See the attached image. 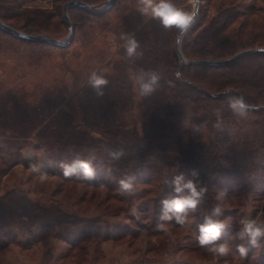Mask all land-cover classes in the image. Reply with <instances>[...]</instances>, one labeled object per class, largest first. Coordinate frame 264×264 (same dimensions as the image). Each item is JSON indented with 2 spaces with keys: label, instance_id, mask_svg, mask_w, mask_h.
<instances>
[{
  "label": "trees",
  "instance_id": "16d2710c",
  "mask_svg": "<svg viewBox=\"0 0 264 264\" xmlns=\"http://www.w3.org/2000/svg\"><path fill=\"white\" fill-rule=\"evenodd\" d=\"M242 1L245 0H207V9L199 7L198 18L185 37L192 40V45L184 41L182 47L187 64L181 68L180 80L175 78L180 64L175 52V30L166 31V37L161 39L158 37L159 31L165 30L155 21L156 25L153 23L147 30H144V26L138 32H128L138 40V51L148 56L145 61L133 60L139 57L130 60L125 56L129 62L126 68L132 72L134 70L132 76L142 70H157L162 74L161 86L152 96L140 97L137 102L133 77L126 78V94L119 92L108 97L105 91L113 88L110 86L112 82L104 88L103 96H97L95 92L86 95L85 87L77 93V104L82 113L81 124H77L76 110L68 111L63 106V99L48 108L44 105L37 108L30 120L27 117L30 125H26L27 121L24 120L18 126L11 124L0 127L10 132V140L15 141L14 144L21 142L22 147L18 148L17 154L33 145L40 152L46 150L50 162L59 165L60 177L63 178L53 196L64 191L63 200L70 204L65 207L56 202L45 205L34 201L23 191H12L0 197V226L13 223L22 229L40 225L47 230L44 232L46 236L55 235L53 232L56 230L65 232L66 239L68 235L72 237L69 238L70 249L57 264H99L101 258L97 255V242L103 237L102 225L111 218L127 216L132 210L134 197L142 200L146 195H154L163 200L171 191V187L163 183L165 176L171 179L182 174L190 178L192 169L199 170L201 182L208 187L200 207L210 212L216 203L217 190L225 189L223 177L240 172L234 158L238 153L232 145L234 139L229 126L230 120L236 117L226 105L227 97L242 95L253 106L249 114L264 112V19L255 5L244 8ZM69 2L85 3L94 8L91 11L74 7L76 9L71 8V13L77 10L91 14L97 12L95 9L101 3L100 0H53V12L49 13L48 9L19 5L16 0H0V20L3 24L25 35L46 40L22 39L1 29L0 35L12 36L38 47L48 44L67 50L74 38L65 46L50 42L60 39L53 36L49 21L54 14L63 16V7ZM107 14L105 10L97 12L96 16L104 19ZM116 36L121 39L122 35ZM121 49L125 52L123 47ZM160 51H165L166 56L164 61L157 63L155 59ZM244 51L254 52L227 65L195 64L197 61H228ZM137 61L139 63L132 66ZM169 80L174 81V86H169ZM114 88L118 90L121 87ZM217 109L226 124L224 131L213 127ZM201 124L205 128L200 133L195 132V127ZM186 135L188 141L184 139ZM16 145H12L11 150L16 149ZM120 147L125 149L127 155L118 162L112 161L108 152ZM92 149L97 154L95 180L63 176L62 162L70 163L77 154L86 158ZM13 156V153H9V158ZM37 158L38 155L34 156V164ZM24 163L27 169L31 168L29 161ZM125 171L138 175L136 186L144 185L132 196L121 195L112 180V177H118ZM34 189L35 192L38 190L37 187ZM162 189L166 190L164 194L160 193ZM39 191L43 193L45 186ZM234 192L229 193L233 195ZM248 193L249 189L244 187L241 196ZM87 212L97 215L81 216ZM157 215L153 212L144 217L148 221V229L150 227L152 231L158 229ZM114 232L118 241L130 237L125 229L120 230V235L116 233L117 229Z\"/></svg>",
  "mask_w": 264,
  "mask_h": 264
},
{
  "label": "rangeland",
  "instance_id": "374dc122",
  "mask_svg": "<svg viewBox=\"0 0 264 264\" xmlns=\"http://www.w3.org/2000/svg\"><path fill=\"white\" fill-rule=\"evenodd\" d=\"M16 1L19 5L53 12V0ZM108 1L100 0L101 3L95 10L104 12ZM206 1L199 0V7L207 9L209 6ZM174 3L179 7H191L190 0H174ZM241 5L244 8L255 5L264 19V0H245ZM70 11L68 16L75 35L67 50H60L48 44L38 47L12 36L0 35V127L11 124L18 126L24 120L27 121L26 125H30L29 120L37 108L43 105L48 108L63 99V106L68 111L76 110L77 124H81L82 113L76 95L84 87L86 95L93 94L94 91L87 85V76L92 70L107 69L105 76L109 77V82H112L110 86L113 87L105 91L108 97L111 98L110 95L119 92L126 94L124 79L134 77V70L132 72L126 68L129 62L125 60L127 58L121 49V39L116 34L134 33L135 30L138 32L144 26V30H147L153 23L156 25L155 20L143 17L136 10V0H117L115 6L107 10L108 14L104 19L98 18L97 12L91 14ZM49 23L53 36L60 39L54 41L66 42L70 31L64 17L59 13L54 14ZM165 32L160 30L158 37L165 38ZM185 37L179 47L181 52L184 41L192 45V40L189 41ZM177 49L175 44L176 54ZM165 56V51H160L155 61L162 62ZM147 58V54H143V58L139 56L133 60L145 61ZM138 63L139 61L133 62L132 66ZM120 79L122 80L119 81ZM114 86L121 88L117 90ZM133 91L138 102L140 96L134 88ZM98 103L99 101L96 104ZM229 126L234 139L232 145L238 153L234 158L240 172L226 174L222 179L223 187L228 193L235 191L233 195L229 193L223 205L224 215L221 219L229 223L230 227L224 232L222 240L229 239L241 218L256 217L258 212L264 210V112L249 114L246 120L231 119ZM185 130H188L187 125ZM10 136V132L0 129V197L12 191H23L41 204L56 202L64 207L70 205L63 200L64 191L53 196L63 178L60 177L59 165L50 162L46 150L40 152L34 149L33 145L17 154L22 144H14L15 141L10 140ZM184 139L188 141V135ZM12 145H16V149L11 150ZM9 153L14 156L9 158ZM37 155L36 164L42 165L43 170L48 173L43 182L39 173L34 172L32 168L27 169L24 165L25 161L33 164L34 156ZM43 186L44 194L39 191ZM34 187L38 189L36 192ZM143 187V184L137 185L135 192ZM244 187L249 189V193L241 196ZM165 192L166 190L162 189L160 193ZM161 201L154 195H146L142 200L134 197L132 210L127 216L111 218L102 225L103 237L97 242V255L101 258L99 264H264V241L259 247L251 248L243 258L235 251L231 240L229 243L232 245V251L227 256L215 257L207 254L196 240L198 226L209 213L206 208L201 209L202 205L195 214H189V221L184 226L169 222L164 229H155L154 232L150 227L148 229V221L144 217L153 212L159 216ZM96 215L97 213L87 212L81 216ZM4 225L0 226V264H57L70 249L69 238L72 237L68 235L66 239L65 232L56 230L53 232L55 235L46 236L44 232L47 230L40 225L22 229L13 223L8 225L9 227ZM116 229L118 235L122 229L129 231L130 237L125 241L116 240Z\"/></svg>",
  "mask_w": 264,
  "mask_h": 264
},
{
  "label": "clouds",
  "instance_id": "9594fccd",
  "mask_svg": "<svg viewBox=\"0 0 264 264\" xmlns=\"http://www.w3.org/2000/svg\"><path fill=\"white\" fill-rule=\"evenodd\" d=\"M191 7H179L174 0H136V10L143 16L155 20L165 31L175 30V44L179 48L184 37L188 34L199 14V0H190ZM122 47L126 57L132 59L142 56L138 51L140 44L132 33H125L121 36ZM107 69L92 70L87 76V85L97 96L104 95V88L109 81L105 76ZM176 80L182 78V73H175ZM162 79L161 72L157 70L140 71L133 77V87L140 97L152 96L159 88ZM169 86H174V81H167ZM226 105L238 120H246L253 106L248 104L242 95H230L226 99ZM217 119L213 127L218 131H224L226 124L219 109L216 110ZM184 123V122H183ZM205 128L201 124L195 127L194 131L200 133ZM127 155L123 147L110 150L108 157L112 161H120ZM97 161L96 150L89 151L86 158L77 154L70 163L62 162L60 167L63 176L66 178H77L84 181L96 179ZM34 172L39 173L40 180L47 179L48 173L43 170L42 165L30 164ZM199 170L192 169L190 178L184 175H175L171 179L164 177L163 183L171 187V191L161 201V210L157 218L156 227L164 229L169 222L184 226L189 221V214H195L198 207L203 203L208 187L200 178ZM117 185V191L121 195L132 196L136 191L138 175L135 172L125 171L118 177H112ZM228 190L218 189L216 203L213 204L210 212L203 217L202 223L198 226L196 240L198 245L209 255L215 257L227 256L232 251L231 240L235 251L243 258L251 248H257L264 241V210L257 213L256 217H243L238 221V227L228 240H222L224 232L230 224L221 219L224 215L223 205L226 202Z\"/></svg>",
  "mask_w": 264,
  "mask_h": 264
},
{
  "label": "water",
  "instance_id": "95a60500",
  "mask_svg": "<svg viewBox=\"0 0 264 264\" xmlns=\"http://www.w3.org/2000/svg\"><path fill=\"white\" fill-rule=\"evenodd\" d=\"M117 0H109L106 4V10H110L112 9L115 4H116ZM74 7H79L81 9H88V10H92V8L90 6H88L87 4L85 3H77V2H69L67 4L64 5L63 7V17H64V21H65V24L67 26V28L69 29L70 31V35H69V38L66 42H59V41H50L54 44H57V45H69L73 38H74V30H73V26L71 24V21L69 19V16H68V11L71 9V8H74ZM198 18V16H197ZM196 18V20H197ZM196 22V21H195ZM0 29L5 31L6 33L10 34V35H13L15 37H19V38H22V39H27V40H35V41H40V40H46L45 38H35V37H32V36H28V35H25L23 33H20L18 31H16L15 29L3 24L0 20ZM49 41V40H48ZM254 51H244V52H241L240 54H238L236 57L228 60V61H221V62H212V61H197L195 62V64L197 65H201V66H222V65H227V64H230V63H233L237 60H239L240 58L246 56V55H249V54H252ZM177 55H178V59L180 61V64H179V69L178 71H181V68L183 67V65H186L187 64V61L185 60L181 50L178 48L177 49Z\"/></svg>",
  "mask_w": 264,
  "mask_h": 264
}]
</instances>
